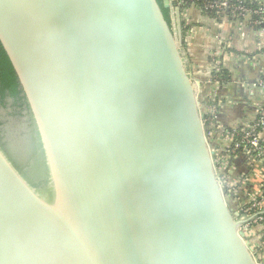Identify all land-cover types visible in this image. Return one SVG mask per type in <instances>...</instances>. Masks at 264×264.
Listing matches in <instances>:
<instances>
[{"label": "water", "instance_id": "obj_1", "mask_svg": "<svg viewBox=\"0 0 264 264\" xmlns=\"http://www.w3.org/2000/svg\"><path fill=\"white\" fill-rule=\"evenodd\" d=\"M164 6L0 0L29 107L0 99V264H263Z\"/></svg>", "mask_w": 264, "mask_h": 264}, {"label": "crops", "instance_id": "obj_2", "mask_svg": "<svg viewBox=\"0 0 264 264\" xmlns=\"http://www.w3.org/2000/svg\"><path fill=\"white\" fill-rule=\"evenodd\" d=\"M259 1L264 4V0ZM179 7L191 73L201 84V95L221 97L218 103L221 126L232 129L252 126L264 106V87L260 84L264 76V30L254 27L249 16H213L196 2ZM220 69L227 71L228 79L215 82V73ZM229 159L221 163L233 166L228 171L231 176L237 171L240 174L235 180L238 187L234 188L232 183V190L237 193L240 188L247 200L257 192L258 181H264V163L252 159L248 153L243 156L236 153L233 162ZM246 234L264 264V221L251 225Z\"/></svg>", "mask_w": 264, "mask_h": 264}, {"label": "built area", "instance_id": "obj_3", "mask_svg": "<svg viewBox=\"0 0 264 264\" xmlns=\"http://www.w3.org/2000/svg\"><path fill=\"white\" fill-rule=\"evenodd\" d=\"M179 3V2H178ZM261 4H263L260 1ZM180 4V3H179ZM208 7L212 10H216L218 15L228 14L234 18H241L249 16L259 15L255 20H252L255 25H262L260 29L264 30V4L261 8H249L243 3H233L232 0H215L211 2ZM260 84L264 87V78L261 79ZM215 97L211 95L210 101L208 103V114L206 121L211 124H217L216 113L218 111V105L211 103L214 101ZM258 117L255 123L249 127H242L238 134L241 135L240 139L235 138V132H228L225 134V139L232 141V146H230V151L234 154L238 149L242 148L244 153L251 155L252 159L264 163V106L259 110ZM220 126V125H219ZM240 127L234 128L238 130ZM256 175H251V177ZM262 178V177H260ZM238 182H234V188L238 187ZM257 194H252L245 200L240 208L241 214L245 217L254 213L263 212L259 214L253 221L244 225L243 230L246 231L255 223L264 221V181H258ZM232 189V183L229 186ZM254 195V196H253Z\"/></svg>", "mask_w": 264, "mask_h": 264}, {"label": "trees", "instance_id": "obj_4", "mask_svg": "<svg viewBox=\"0 0 264 264\" xmlns=\"http://www.w3.org/2000/svg\"><path fill=\"white\" fill-rule=\"evenodd\" d=\"M215 0H178L179 6H181V8H184L185 6H188L191 3H197L198 5H200L207 13L213 15V16H217L218 13L216 10H212L208 7V5L213 2ZM158 2L160 3V5L162 6L164 15L166 17V19L169 21V23L172 22L171 20V12H170V8L165 7L164 6V0H158ZM233 3H243L245 5H247L249 8L255 9V8H261L263 4L260 3L259 0H232ZM259 17V15H254L252 16V20H255ZM254 27L260 29L262 27V25H254ZM264 78V76H263ZM225 79H228V73L225 69H220L218 72L215 73V77H214V81L215 82H219ZM219 87H221V84H219ZM10 95V97H12L16 103H18L20 105V107L23 109L24 113H26V115L29 112V107L26 101V97L24 94V91L19 83L17 74L14 70V67L10 61V58L6 52V50L4 49L1 41H0V99L4 100L5 98H7V96ZM221 97L220 96H216L214 101H211V103H215L218 105L219 103V99ZM28 108V109H27ZM2 125V123L0 122V126ZM242 127H240L238 130L232 129V128H225V132L224 135L227 134L228 132H235V138L236 139H240L241 135L238 134V131L241 130ZM221 134H223V132H221ZM231 149H228L224 152L223 156L225 157V159L230 158L231 156H233V153L230 151ZM237 155L239 156H243V149L240 148L237 150ZM231 188H229L230 190ZM232 190V189H231ZM233 191V190H232ZM237 194V196L239 198H242L243 200H245V194H241L240 192L235 193Z\"/></svg>", "mask_w": 264, "mask_h": 264}, {"label": "rangeland", "instance_id": "obj_5", "mask_svg": "<svg viewBox=\"0 0 264 264\" xmlns=\"http://www.w3.org/2000/svg\"><path fill=\"white\" fill-rule=\"evenodd\" d=\"M259 115V114H258ZM216 143H218V145H219V148H221L222 147V143H221V140H217L216 141ZM213 146V145H212ZM214 148H215V146H214ZM236 154V152H234V154H233V156ZM217 161H218V158H217ZM223 162H225V161H223ZM220 163L223 167H227V163ZM225 164V165H224ZM232 166V165H231ZM233 167V166H232ZM227 169V168H226ZM224 176H227V177H230L231 176V174L228 172V170H224ZM258 192H256L255 194H257ZM227 194V193H226ZM254 194V195H255ZM252 195V194H251ZM253 195V196H254ZM227 198H230V196L229 195H227ZM242 205V203L240 204V206Z\"/></svg>", "mask_w": 264, "mask_h": 264}, {"label": "flooded vegetation", "instance_id": "obj_6", "mask_svg": "<svg viewBox=\"0 0 264 264\" xmlns=\"http://www.w3.org/2000/svg\"><path fill=\"white\" fill-rule=\"evenodd\" d=\"M7 98H5L3 101H5Z\"/></svg>", "mask_w": 264, "mask_h": 264}]
</instances>
